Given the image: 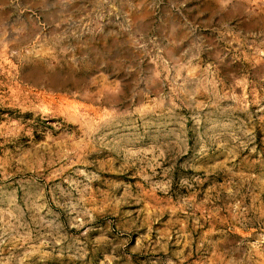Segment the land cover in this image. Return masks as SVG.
<instances>
[{
	"label": "rangeland",
	"instance_id": "obj_1",
	"mask_svg": "<svg viewBox=\"0 0 264 264\" xmlns=\"http://www.w3.org/2000/svg\"><path fill=\"white\" fill-rule=\"evenodd\" d=\"M0 264H264V0H0Z\"/></svg>",
	"mask_w": 264,
	"mask_h": 264
}]
</instances>
